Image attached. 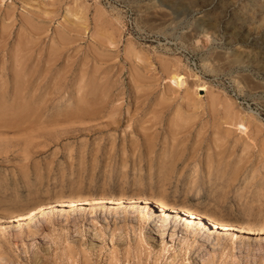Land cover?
Masks as SVG:
<instances>
[{"label":"rangeland","instance_id":"374dc122","mask_svg":"<svg viewBox=\"0 0 264 264\" xmlns=\"http://www.w3.org/2000/svg\"><path fill=\"white\" fill-rule=\"evenodd\" d=\"M0 264H264V0H0Z\"/></svg>","mask_w":264,"mask_h":264},{"label":"bare ground","instance_id":"6f19581e","mask_svg":"<svg viewBox=\"0 0 264 264\" xmlns=\"http://www.w3.org/2000/svg\"><path fill=\"white\" fill-rule=\"evenodd\" d=\"M163 21L167 22L168 19L165 18ZM208 38V36H205ZM209 39V38H208ZM131 48V47H129ZM133 49V48H132ZM131 50V49H130ZM221 60H224V57H220ZM218 59V57H217ZM172 69V67H171ZM170 69V71H171ZM173 70V69H172ZM177 70H175L174 72H176ZM172 72V71H171ZM178 72V71H177ZM173 73V72H172ZM172 75V74H171ZM170 75L169 81L173 84V86L175 85L178 88H183V86L187 83V77L179 74V73H175L172 76ZM185 87V86H184ZM198 91L202 92H206L208 89L206 88V86L204 84H200V86H198ZM196 92V90H195ZM198 94V93H196ZM236 117V116H235ZM239 118L240 122H238L236 124V129L237 131L241 132L242 134H247L248 133V126L246 125L245 119L242 117H236ZM144 204L145 208L150 209L152 211V213H154V215H156L155 211L153 210V208L151 207V205H153L154 203H152L151 201H147L146 203H142ZM157 207H161L162 209V213L164 214V217H167L168 219H170V215H178L179 218H181L182 220H186V221H190V222H197V223H203L204 225H207L215 230H217L219 233H223V234H228V233H234L237 234V236H241L243 238H254L255 240H262V235L260 234H253L250 232H245L243 230H231L230 228H228L227 226L212 221L211 219H208L207 217H204L203 215H199V214H195V213H190L187 212L185 210L179 209V208H168V205L161 201L158 204H155ZM140 207V205L137 204H133V203H125V202H120V201H103V200H97L93 203H87V202H70V203H59L57 205H54L52 207L47 208L46 210H37V211H32V212H28L26 213V215H18V216H13L12 217V223H16L18 225H22L24 223L31 225L34 222L38 221L40 218H43L44 216H47L49 214L52 213H57L60 210H67L69 212H73V211H82V210H86L88 208H91L93 210H103V211H110L112 213L114 212H126V213H134L135 211H137V209ZM152 216V215H151ZM173 221L177 224H180L181 221H176L173 219ZM168 226V225H167ZM174 227V226H173ZM191 227V226H190ZM199 230V229H198ZM205 241V240H203ZM196 252V251H195Z\"/></svg>","mask_w":264,"mask_h":264}]
</instances>
